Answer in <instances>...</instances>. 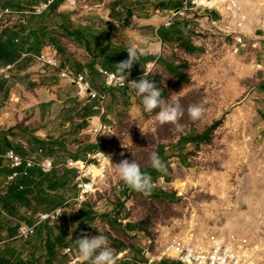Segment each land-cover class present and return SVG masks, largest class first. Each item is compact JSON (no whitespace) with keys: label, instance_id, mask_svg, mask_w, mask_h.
Here are the masks:
<instances>
[{"label":"rangeland","instance_id":"obj_1","mask_svg":"<svg viewBox=\"0 0 264 264\" xmlns=\"http://www.w3.org/2000/svg\"><path fill=\"white\" fill-rule=\"evenodd\" d=\"M158 1L123 0L119 19L131 22L128 12L132 11L131 20L137 27L148 16L146 11H154L151 17L159 14ZM169 1L167 8L171 9L177 0ZM65 2L67 9L75 11V26L93 25L88 28L89 39L113 37L126 41L127 34L123 31L101 29V26L106 28V24L95 10L99 0H75V6ZM119 3L111 0L107 6L111 9ZM248 7L251 17L246 32L251 39L246 50L238 51L230 39L206 22H186L187 25L176 28L178 33L170 35L158 51L159 60L147 76L165 98L170 97L183 109L178 126L160 124L155 120V112L145 113L140 97L131 89L127 92L111 89L103 96L102 123L96 117L91 128L106 125L107 129L95 135L90 128L78 142L71 139V143H63L64 149L53 148L52 151L55 162L63 164L66 157L83 155L94 145L109 149L113 159L108 180L80 207L74 200L77 190L71 173L65 176L64 169L56 171L65 182L56 192L46 189L47 177H53L54 172L43 174L45 193L33 195L30 207L50 209L55 200L65 204V216L58 222L38 226L36 234L27 240L4 236L0 241V256L6 257L9 264H69L77 255L76 238L82 234L89 237L102 234L115 257L124 253L117 264H139L146 260L148 248L158 251L173 237L193 234L206 239L212 235H240L250 239L256 260L264 264V123L259 114L261 101L264 102V93L259 91L264 85V73L258 66L262 59L257 55L264 42V0H250ZM172 10H166L164 16ZM42 14H15L6 21L11 26L21 20L26 27L36 26L42 21ZM43 22L61 23V18L50 13ZM3 26L0 24V30ZM173 28L167 30L171 32ZM61 33L62 30L57 29L56 36ZM58 38L61 52L49 44L44 48L60 55L67 46L75 45L68 38ZM143 44L141 39H135L137 51L149 48ZM144 64L142 60L135 62L131 72L139 66L142 70ZM140 75L137 79L143 77ZM19 80L25 85L31 84L24 76ZM194 105L202 108L196 119L188 113ZM27 109L31 112L33 108ZM31 116L30 113L24 115L25 119ZM222 120L216 130H210ZM16 145L23 149L21 142ZM154 151L165 158L162 159L165 170L158 174L149 161ZM37 153L30 156L38 157ZM123 159H134L142 172L151 176L152 187L147 194L133 190L119 178L115 164ZM3 175L0 169V180ZM6 190L1 189L0 193ZM18 209L22 216L25 208ZM89 210L93 212V219L84 222L78 219L82 211ZM12 221L7 226L14 228L15 220ZM128 223L136 226L129 228ZM63 231L69 235L62 247L55 245V257L49 263L48 235L52 233L55 240ZM122 243L124 246L120 247ZM168 263L178 262L169 260Z\"/></svg>","mask_w":264,"mask_h":264},{"label":"crops","instance_id":"obj_2","mask_svg":"<svg viewBox=\"0 0 264 264\" xmlns=\"http://www.w3.org/2000/svg\"><path fill=\"white\" fill-rule=\"evenodd\" d=\"M53 1L54 0H49L46 3H53ZM65 1L66 0H62L60 2L59 6H57L56 11L58 10V13L60 12L71 14V22L75 27L76 18H73L76 17V15L74 14L75 11L67 9V4ZM99 1L100 2L98 4V7H96L95 10L97 11L98 17L101 19V21H105L104 24H106V28L104 26H101V29L112 28L114 31H123L125 34H127L126 41L123 42L121 39H116L113 37H103L102 40H100V38H88L91 48V50L88 51L86 46H81L72 39L64 36L62 37V39L68 38L69 41L71 43L73 41L75 45H70V47L67 46L65 53H59V56L64 57L62 59L60 57L64 66L71 68L77 73H82L87 76L88 80L91 82L93 91L97 92L100 95L101 98L99 100L82 101L81 99H79L76 92L77 90L74 86L65 84L64 82L59 80V77L56 73L50 70H44L36 62L37 55L22 53L21 57L13 63L0 62V68H4L8 65H15V71L13 73L12 81L0 79V84L3 85L2 88L0 87V133L2 132L0 138L8 137L11 143L10 147H1L0 144V169L4 171L3 177L10 171V169L5 166V160L2 156L7 150L14 149L21 155L30 156L32 155V153L36 154L40 148H44L45 154L55 160V152L52 151L53 148L64 149V144L71 143V139H74V141L78 142L83 134H87L92 125L95 124L94 118H99L100 124L102 123L101 116L104 113V106L102 105L104 103L103 98L106 97V93H109V90L111 89H107L105 87V78L99 74V69L104 68L116 73L115 64L118 63V60L120 58L122 59L120 62L128 59V53L126 50L133 47L135 48L136 38L141 39L142 43H145L143 44L144 46L149 45V48H147V50L137 51L142 55L141 59L137 61L142 60L143 62H145L140 76H147L159 60V56H157V53L163 47V45L167 43L168 37L170 35H174V33H178L176 28H181L187 25L184 21L179 22L176 26H173L175 28H173L171 32L167 30L169 28H165L163 26L165 14L164 12H166V10H172L176 8L178 5H180L181 0H177L176 4H174L171 9L167 8V6L171 4L169 0L158 1V3L160 4L157 8L159 14L157 16L151 17V15H154V11H146L148 13V16H146L147 18H143L141 20L142 22L137 24V27H135L136 25L133 24V20L131 19V22L127 24H125L124 21H121V19H115L114 15L121 16L119 8L123 6V0H112L118 1L121 4H115L113 7H111V9L107 6L108 1L111 0ZM5 2L6 0H0V7L2 9L6 5ZM14 3L19 4L20 8L16 9L6 5V8L4 9H11L12 11H15L16 13H19L21 15L24 13L34 14L36 8L40 4H43L45 2H40L38 0H16L14 1ZM68 6L71 5L69 4ZM79 25L84 28L86 35L88 34V28L93 26L87 23H82ZM70 28H72V26ZM162 33L166 37L165 41L160 37ZM52 47L53 49L57 50L54 46ZM149 50H151L152 52H147ZM261 51L260 53L257 52L258 58L260 56L262 59L260 63L258 62V66L263 69L262 73H264V42ZM23 55H26L27 57L24 58ZM134 65L135 63L133 64V67ZM136 68L141 70L140 66ZM21 76L29 79L31 81V84L25 85L24 82L19 80ZM94 77L96 78V81ZM136 77L138 78L139 75H136ZM121 90L127 92L130 89ZM259 91L264 93V85L260 87ZM96 106H98V108H96ZM29 107L33 108L31 112L27 109ZM261 109L262 110H260L259 114L261 115V123H264V102L262 101ZM24 111L25 113H30V115L32 116L29 119H25ZM87 139H89V137H87ZM18 142H21V144L23 145V149L22 147L16 145V143ZM97 147L102 146L94 145L93 147H91V149H95ZM81 156L82 155L79 154H72L66 157V159L69 157ZM55 171L58 172L59 170L56 169L54 170V172ZM68 173L72 174L71 171H68ZM38 176L43 177V173H41L39 170H36L34 171L33 178L22 177L19 178L15 184H17V186H19V184H24L25 189L27 188L28 184H32V186L34 185L33 188L36 190V184L34 180L38 179ZM0 195H4V193H0ZM21 207L25 208L22 209L24 210V213L22 212V216H20L19 214V209L16 210L15 214H12L0 206V237H2V239H4V236H9V227L7 226V223L13 222L12 220H15V234L12 237H18V229L20 225L19 221L25 220L24 214L26 210H34L33 208L26 207L24 205H22ZM53 209H35L34 211H50ZM35 222L36 221L34 219L28 221L29 224H33ZM42 225L46 226L45 223L38 226ZM135 226L136 225L134 224L133 227ZM0 257L6 258L3 257V255H1Z\"/></svg>","mask_w":264,"mask_h":264},{"label":"built area","instance_id":"obj_3","mask_svg":"<svg viewBox=\"0 0 264 264\" xmlns=\"http://www.w3.org/2000/svg\"><path fill=\"white\" fill-rule=\"evenodd\" d=\"M67 1L71 6L76 5L75 0ZM154 1L151 0V2ZM249 2L250 0H181L179 8L164 16L163 26L171 28L183 21L206 22L224 37L230 39L238 51L246 50L249 48L248 41L251 39V36L246 32L249 17H251ZM51 4L52 2L40 4L34 14L44 13ZM15 14L19 13L0 7V24L4 25L3 27H10L11 24L6 21V18ZM23 57L27 56L23 55ZM36 62L44 70L56 73L64 83L74 86L79 99L95 101L101 98L97 92L93 91L91 82L86 75L64 66L58 53L51 49L47 48L36 56ZM14 71L15 65L0 68V79L12 81ZM99 74L105 78L107 89H129L123 84L117 73L103 68L99 69ZM136 79L137 77L131 74L125 83ZM103 128L107 129V126L93 127L91 132L97 135ZM37 155L38 157L24 156L14 149L7 150L2 156L5 166L10 171L0 180V190L7 189L19 178H33L36 170L43 174H49L56 169H65L73 174V185L77 190L74 200L82 207L108 180L113 159L110 150L105 147L87 150L81 157H69L63 164H57L52 157L47 156L44 148H40ZM105 156L110 157V160ZM18 187L20 190L25 189L24 184H19ZM65 214V204L50 211L26 210L25 220L19 221L18 237L24 240L30 239L36 234L38 225L58 222ZM32 219L36 222L29 224L28 221ZM254 251L250 239L240 235H212L206 239L198 238L193 234L180 235L173 237L158 251H151L148 248L145 251L146 260L140 264H169V260L177 261L178 264H259ZM123 256V252L116 256V264ZM72 259L73 261L69 264L82 263L78 255Z\"/></svg>","mask_w":264,"mask_h":264},{"label":"trees","instance_id":"obj_4","mask_svg":"<svg viewBox=\"0 0 264 264\" xmlns=\"http://www.w3.org/2000/svg\"><path fill=\"white\" fill-rule=\"evenodd\" d=\"M14 1L16 0H6V5L7 6H11L13 8H20L19 4H15ZM40 2H47L49 0H38ZM62 0H54L53 3L50 6V10L48 12H44L41 15V18L38 25L36 26H30V27H26L24 25V23L19 22L18 24H15L12 27H4L1 30V34H0V62H7V63H13L15 62L17 59H19L21 57L22 53H29L32 55H40L41 51L43 50L44 46L46 44H49L51 46H54L57 50L61 51V47H60V41L58 39V37L56 36V31L57 29L62 30L61 36L64 37H68L70 39H72L73 41H75L77 44L81 45V46H86V48L88 49V51L91 50L90 48V42L88 40V37L86 35V32L84 30V28H82V26H75L74 24L71 22V14L69 13H58L56 11L57 6H59L60 2ZM162 1V0H159ZM6 5L4 6V8H6ZM181 6L178 5L175 9L179 8ZM3 8V9H4ZM31 9V8H30ZM174 9V10H175ZM32 10V9H31ZM172 10V11H174ZM33 11V10H32ZM31 11V12H32ZM53 13L54 16H57L59 18H61V23H54V24H46L43 22V19L48 18L49 14ZM134 15V13L132 11L128 12V18H132ZM33 16H36L35 14H33ZM115 19H119V16L114 15ZM124 23L127 24L129 23V21L124 20ZM189 24H191V22H189ZM72 26V28H70ZM164 41L166 40L165 35L162 33L160 36ZM142 55L139 54L136 59L139 60L141 59ZM122 59L120 58L118 60V62H120ZM176 68V67H175ZM142 72V70L137 69L134 72H131L132 74L134 73L135 76L136 75H140ZM175 72L178 74L179 70ZM133 74V75H134ZM178 75H182V73L179 72ZM0 87L2 88L3 85L0 84ZM222 121H218L217 123H215L210 130L214 131L216 130L221 124ZM2 135V132L0 133V136ZM201 138H204V135L200 136ZM0 144L1 147H10V141L8 137H4V138H0ZM161 160L165 159L162 158V155L160 156ZM65 176L68 175V171L64 170ZM160 173L159 170H156V174ZM39 178L34 180L35 184H36V189L39 190H35L32 186V184H28L26 189H22L20 190L19 187L17 186V184H11L6 192L4 193V195H0V206L9 211L12 214L16 213V210L21 207L22 205L26 206V207H30L31 206V197L33 195H40L45 193V190H50L53 192H56L59 188L60 185H63L65 182L61 181V177H59L57 175V172L55 171L53 173V177H47L48 178V183H47V188H44V182L42 181L41 177L38 176ZM44 177V176H43ZM47 194V193H46ZM59 202L53 200L51 202V206L53 209L57 206H59ZM34 210L36 209H42L39 207H31ZM45 210H49L48 208H46ZM1 213V210H0ZM78 219H81L86 221V220H91L93 219V212L91 210L89 211H82L79 215H78ZM46 226L48 223H45ZM134 224L128 223V227L132 228ZM15 234V227H9L8 228V237H12ZM69 235L67 233H65L64 231L61 233V235H57L55 237V240H53V234L50 233L48 235V244H49V251L48 253L51 255V258L49 259V263L53 262V259L55 257V245H60V247H62V245L64 244L63 241L66 239V236ZM2 240V237H0V241ZM124 244L122 243L120 247H123ZM9 260L6 258H1L0 257V264H9Z\"/></svg>","mask_w":264,"mask_h":264},{"label":"clouds","instance_id":"obj_5","mask_svg":"<svg viewBox=\"0 0 264 264\" xmlns=\"http://www.w3.org/2000/svg\"><path fill=\"white\" fill-rule=\"evenodd\" d=\"M128 59L115 64L117 75L123 84L131 89L137 97H140L145 113L152 114L155 112V120L160 124L172 123L177 124L183 115V109L178 102L171 101L170 97L165 98L161 89L152 82L148 76L144 75L140 79L125 81L131 75L133 64L137 62L138 52L135 48L126 50ZM146 54V52H145ZM158 110V111H157ZM191 118L196 119L202 113L200 106H191L188 109ZM110 160V157L105 156ZM150 166L153 169L164 171L165 166L157 152H152L149 156ZM119 178L130 188L138 192L147 194L152 187V178L150 175L142 172L141 166L133 159L121 160L115 164ZM77 255L82 264H116L114 251L109 246L107 238L98 234L89 237L82 234L76 238Z\"/></svg>","mask_w":264,"mask_h":264}]
</instances>
